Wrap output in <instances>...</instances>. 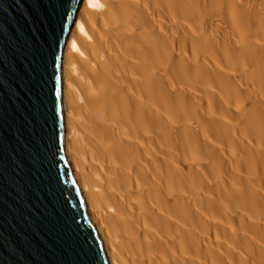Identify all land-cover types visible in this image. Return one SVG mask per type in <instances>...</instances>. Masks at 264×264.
Returning a JSON list of instances; mask_svg holds the SVG:
<instances>
[{
  "label": "bare ground",
  "instance_id": "bare-ground-1",
  "mask_svg": "<svg viewBox=\"0 0 264 264\" xmlns=\"http://www.w3.org/2000/svg\"><path fill=\"white\" fill-rule=\"evenodd\" d=\"M64 97L111 264H264V0H82Z\"/></svg>",
  "mask_w": 264,
  "mask_h": 264
},
{
  "label": "water",
  "instance_id": "water-1",
  "mask_svg": "<svg viewBox=\"0 0 264 264\" xmlns=\"http://www.w3.org/2000/svg\"><path fill=\"white\" fill-rule=\"evenodd\" d=\"M82 0H0V256L111 264L68 151L64 57Z\"/></svg>",
  "mask_w": 264,
  "mask_h": 264
},
{
  "label": "snow or ice",
  "instance_id": "snow-or-ice-1",
  "mask_svg": "<svg viewBox=\"0 0 264 264\" xmlns=\"http://www.w3.org/2000/svg\"><path fill=\"white\" fill-rule=\"evenodd\" d=\"M59 4V10L61 13V23L67 17L68 12L71 9V0H57ZM0 264H9V260L5 259L3 256H0ZM13 264H20L19 261H13Z\"/></svg>",
  "mask_w": 264,
  "mask_h": 264
}]
</instances>
